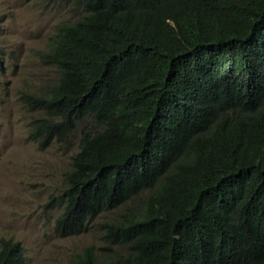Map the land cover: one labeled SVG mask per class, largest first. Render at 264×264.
<instances>
[{
  "label": "trees",
  "instance_id": "trees-1",
  "mask_svg": "<svg viewBox=\"0 0 264 264\" xmlns=\"http://www.w3.org/2000/svg\"><path fill=\"white\" fill-rule=\"evenodd\" d=\"M75 1L41 54L52 81L21 93L43 144L87 120L56 229L119 210L100 230L121 248L73 261L264 264V0ZM0 264H29L20 241Z\"/></svg>",
  "mask_w": 264,
  "mask_h": 264
},
{
  "label": "rangeland",
  "instance_id": "rangeland-1",
  "mask_svg": "<svg viewBox=\"0 0 264 264\" xmlns=\"http://www.w3.org/2000/svg\"><path fill=\"white\" fill-rule=\"evenodd\" d=\"M80 5L75 0H0V240L20 241L29 264H77L73 255L88 245H95L100 258L111 253L104 246L121 248L100 230V222L119 210H105L79 233L56 229L61 206L52 197L63 191L87 120L66 142L43 144L29 135L43 112L21 99L23 89L41 90L52 81L54 65L43 62L41 54L61 21L79 15Z\"/></svg>",
  "mask_w": 264,
  "mask_h": 264
},
{
  "label": "bare ground",
  "instance_id": "bare-ground-1",
  "mask_svg": "<svg viewBox=\"0 0 264 264\" xmlns=\"http://www.w3.org/2000/svg\"><path fill=\"white\" fill-rule=\"evenodd\" d=\"M218 136V135H217ZM223 137H224V135H223ZM228 138V137H227ZM227 138H225V140L227 139ZM220 139V138H219ZM224 139V138H223ZM215 140H216V138H215ZM230 140V139H229ZM228 141V140H227ZM213 154V153H212ZM218 154V153H217ZM209 155H211V154H209ZM220 155V154H219ZM218 156V155H217ZM215 157V156H214ZM205 158V157H204ZM202 159V158H201ZM201 161V160H200ZM204 161H205V159H204ZM207 162V161H206ZM205 164V163H204ZM245 217V216H244ZM241 224V223H240ZM241 226V225H240ZM237 230V229H236ZM240 231V230H239Z\"/></svg>",
  "mask_w": 264,
  "mask_h": 264
}]
</instances>
